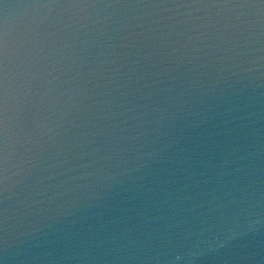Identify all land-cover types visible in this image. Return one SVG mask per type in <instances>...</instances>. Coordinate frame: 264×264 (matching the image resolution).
I'll return each instance as SVG.
<instances>
[{"label":"water","instance_id":"obj_1","mask_svg":"<svg viewBox=\"0 0 264 264\" xmlns=\"http://www.w3.org/2000/svg\"><path fill=\"white\" fill-rule=\"evenodd\" d=\"M0 264H264V0H0Z\"/></svg>","mask_w":264,"mask_h":264}]
</instances>
